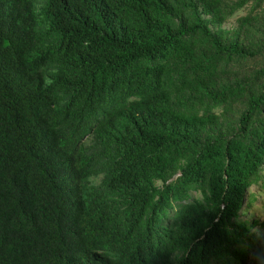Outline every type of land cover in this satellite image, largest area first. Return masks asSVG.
Here are the masks:
<instances>
[{"label":"trees","instance_id":"obj_1","mask_svg":"<svg viewBox=\"0 0 264 264\" xmlns=\"http://www.w3.org/2000/svg\"><path fill=\"white\" fill-rule=\"evenodd\" d=\"M253 187L264 0H0V264H264Z\"/></svg>","mask_w":264,"mask_h":264},{"label":"rangeland","instance_id":"obj_2","mask_svg":"<svg viewBox=\"0 0 264 264\" xmlns=\"http://www.w3.org/2000/svg\"><path fill=\"white\" fill-rule=\"evenodd\" d=\"M247 12L244 10H241L239 12H237L236 14H234L230 20L229 23H227L224 26V29L227 30H232L236 24V20L243 16L246 15ZM252 194H258V198L259 200H256L254 203H252V205L245 206L246 210H248L246 212V214L244 215V218L246 219H251L254 221H259L261 224L264 223V192L258 190L257 187H253L252 189Z\"/></svg>","mask_w":264,"mask_h":264}]
</instances>
